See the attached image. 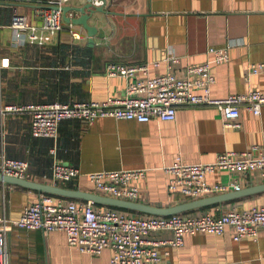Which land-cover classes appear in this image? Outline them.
I'll use <instances>...</instances> for the list:
<instances>
[{
    "label": "crops",
    "instance_id": "crops-1",
    "mask_svg": "<svg viewBox=\"0 0 264 264\" xmlns=\"http://www.w3.org/2000/svg\"><path fill=\"white\" fill-rule=\"evenodd\" d=\"M86 1L69 0L64 5ZM54 2L20 0L0 6V105L104 101L109 95H120L127 81L106 75V66L111 62H149L150 75L168 70L182 75L190 64L210 62L216 77L211 87L213 98L264 91V71L247 76L245 70L250 63L264 62V0H105L104 10L89 19L97 27L94 43L89 41L83 25L67 22L63 16L62 28L45 44L13 40L10 24L15 8L39 25ZM225 47L230 50V60L216 63L211 49ZM172 55H177V61ZM239 120L242 127H226L216 107L180 104L173 120L152 118L140 122L100 117L86 122L66 118L60 122L54 141L32 135L29 113H0V151L27 160L28 179L43 182L42 175L51 173V149L56 144L55 156L80 169L77 178L59 186L94 193L89 173L143 168L146 175L134 181L139 187L135 201L169 207L192 200L168 189L170 174L165 167L173 164L177 155L188 163H206L228 150L256 145L264 148V105L261 115L242 105ZM238 174L242 188L228 192L264 183L259 171L250 176ZM228 177L226 171L216 170L208 174V181L226 182ZM1 183L6 187L5 209L11 218L20 216L27 204L44 193L20 184ZM95 204L125 213L162 215ZM260 205H264V190L180 213L208 211L219 216L223 211ZM7 244L10 264H111L113 256L110 247L97 255L81 251L68 242L63 230L16 227L8 233ZM163 258L162 264H264V230L256 239L246 236L241 240H235L230 229L222 234L187 233L184 244L172 247Z\"/></svg>",
    "mask_w": 264,
    "mask_h": 264
},
{
    "label": "built area",
    "instance_id": "built-area-1",
    "mask_svg": "<svg viewBox=\"0 0 264 264\" xmlns=\"http://www.w3.org/2000/svg\"><path fill=\"white\" fill-rule=\"evenodd\" d=\"M18 1L20 0H0V6ZM67 1L69 0H55L45 10L39 25L15 8L10 24L13 40L18 43L31 41L39 44L50 41L62 28V10L54 6H63ZM94 2L101 4L102 0ZM2 28L0 22V37ZM211 50L215 52L216 63L230 60L228 47ZM172 59L177 61V55H172ZM155 64H158L157 61ZM149 65V62L109 63L105 69L106 75L123 77L127 83L120 95H109L104 101L0 105V113H29L32 135L50 137L54 141L58 139L60 122L66 118H78L86 122H93L100 117L135 119L140 122H147L152 118L173 120L180 104H206L221 111L226 127L240 128L242 105L255 115L262 113V90L213 98L211 87L216 77L210 62L190 64L182 75L173 70L150 75ZM245 70L247 76L263 72L264 62L250 63ZM51 151L54 154L51 173L42 175L43 182L59 185L80 175L78 167L55 156L56 144ZM216 170L226 171L228 180L209 183L208 174ZM165 171L170 174L168 189L190 199L240 190L242 184L238 172L250 176L259 171L264 179V148L256 145L244 150H228L218 154L214 161L206 163H188L181 155H177L174 163L166 166ZM0 172L28 179L29 163L25 159L12 158L0 151ZM145 175L146 169L143 168L89 173L96 193L134 201L139 193V187L134 181ZM6 198V187L0 182V264H10L7 237L16 227L45 231L63 230L71 245L95 255L110 247L113 250L111 264H162L163 255L169 254L172 247L182 246L187 233L202 231L222 234L230 229L233 238L241 240L246 236L256 239L264 230V205L231 209L223 211L219 216L208 211L196 215H140L96 205L91 200L58 198L53 193L44 192L27 204L20 216L11 218L6 213Z\"/></svg>",
    "mask_w": 264,
    "mask_h": 264
},
{
    "label": "water",
    "instance_id": "water-1",
    "mask_svg": "<svg viewBox=\"0 0 264 264\" xmlns=\"http://www.w3.org/2000/svg\"><path fill=\"white\" fill-rule=\"evenodd\" d=\"M102 1L103 4L100 5H97L94 1L88 0L80 5H63V6L56 5L54 6V8L56 9L60 8L62 10L64 14L63 18L67 22L83 25L88 31L89 41L91 43H94L93 36L97 31V27L91 25L89 23V19L93 13L104 10L105 0ZM72 11L77 12L78 15L76 16L68 15V12H72ZM1 181L20 184L25 187H29L53 194H59L71 198H82L86 200H91L95 203H101L114 207H121V208L143 211L151 214H162V215L180 213L194 208L202 207L211 203L220 202L228 198L240 195L242 193L247 194V193H254L264 190V183H262V184L246 187L241 191L224 192L219 194L208 195L197 199L185 201L169 207H156L146 203H141L139 201L113 198L98 193H94L91 191H85L81 189H71L55 184H49L41 181L30 180L27 178L11 176L0 172V182Z\"/></svg>",
    "mask_w": 264,
    "mask_h": 264
}]
</instances>
